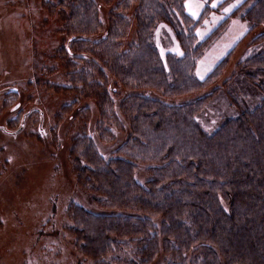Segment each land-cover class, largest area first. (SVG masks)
I'll use <instances>...</instances> for the list:
<instances>
[{"label":"trees","instance_id":"obj_1","mask_svg":"<svg viewBox=\"0 0 264 264\" xmlns=\"http://www.w3.org/2000/svg\"><path fill=\"white\" fill-rule=\"evenodd\" d=\"M101 1L112 5L110 36L101 40L85 38L96 34L100 25L95 0H41L40 5L59 18L63 33L72 34L77 25L81 30L72 49L92 58L79 56L82 65L75 75L72 62L63 57V64L57 63L65 65L74 75L69 79L78 83V106L94 99L100 124L108 117L119 123L112 107L118 86L155 89L172 98L206 88L220 76L227 56L204 78L194 75L198 59L218 33L215 29L198 41L201 18L185 13V0ZM208 9L206 5L205 14ZM128 12L136 37L124 50L121 39L131 24ZM232 15L250 23L252 31L264 24V0H243ZM173 16L179 24L174 36L180 54L167 51L162 57L153 31L160 23L173 27ZM255 40L264 42V32ZM245 64L241 66H255L256 73H248L246 79L263 90L262 100L212 132L204 130L196 115L218 86L183 104H168L134 90L124 95L116 104L129 124L128 135L117 155L107 159L92 137H76L70 155L78 184L93 191L98 196L93 200L108 211L93 213L73 203L68 209L74 243L93 264H155L161 253L166 256L163 264H264V51ZM105 68L114 79L109 85ZM88 111L84 107L83 114L88 116ZM145 158L153 164L151 177L140 184L135 170Z\"/></svg>","mask_w":264,"mask_h":264},{"label":"rangeland","instance_id":"obj_2","mask_svg":"<svg viewBox=\"0 0 264 264\" xmlns=\"http://www.w3.org/2000/svg\"><path fill=\"white\" fill-rule=\"evenodd\" d=\"M242 1L185 0V13L194 20L201 18L202 24L196 29L198 41L215 29L218 33L198 59L194 75L204 78L227 56L220 76L206 88L172 98L162 96L155 89L129 90L118 86L115 102L112 101L117 125L111 117L100 124L93 98L80 101L78 106L75 90L78 83L69 78L82 65L80 57L92 58L90 53L81 51L82 57L78 49H72L78 33L81 35L78 25L75 32L65 34L59 18L40 7L41 0H0V264H93L74 243L68 209L73 203L93 213L108 211L93 200L98 197L93 191L78 184L70 148L79 134H85L92 137L105 159L117 155L129 131V124L119 114L116 104L124 95L134 90L168 104H183L218 86L219 91L196 115L207 132L238 116L246 107L261 102L263 90L246 79L248 73H256L255 66L252 70L241 65L264 51V42L255 40L264 32V24L249 31L250 23L232 15ZM95 2L100 25L95 27L96 34L83 36L87 40L107 39L112 5L101 0ZM206 5L209 9L205 14ZM127 17L131 24L121 39L124 50L136 37L134 19L129 12ZM172 19L173 27L160 23L153 31L152 39L162 57L167 51L180 54L174 36L179 28L178 19L174 16ZM63 57L75 65L74 75H70L65 65L58 64H63ZM105 73L107 85L113 83L106 68ZM84 107L89 109L88 116L83 114ZM149 160L145 158L136 166L135 179L140 184L151 177L153 164ZM219 198L228 206L222 195ZM165 257L161 253L155 264H163Z\"/></svg>","mask_w":264,"mask_h":264}]
</instances>
